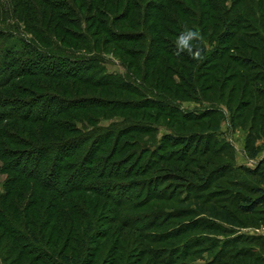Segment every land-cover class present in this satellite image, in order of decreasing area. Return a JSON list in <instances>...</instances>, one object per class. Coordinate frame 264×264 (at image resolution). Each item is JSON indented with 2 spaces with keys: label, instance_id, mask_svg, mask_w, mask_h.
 I'll list each match as a JSON object with an SVG mask.
<instances>
[{
  "label": "trees",
  "instance_id": "16d2710c",
  "mask_svg": "<svg viewBox=\"0 0 264 264\" xmlns=\"http://www.w3.org/2000/svg\"><path fill=\"white\" fill-rule=\"evenodd\" d=\"M235 1L231 0L234 6ZM9 3L13 5L8 15L16 20L0 28V231L8 239L4 251L0 250V264H7L9 255L5 251H17V257L25 256L41 264H70L73 257L65 256L64 261L56 262L49 248L57 249L62 233H71L72 229L81 234L83 244L93 221L90 226L84 224L89 222V207L75 195L85 193L111 201L114 217L121 201L129 209L133 207L131 200L138 197L144 201L175 202L176 208L168 212L162 209V214L147 224L145 215L138 218L143 228H167L162 229L161 236L151 237L146 247L158 263L264 264V235L240 230L257 229L259 223H264V161L250 167L236 164L233 156L227 160L226 149L231 143L218 138L213 110L179 116L195 123L207 118L206 125L192 130L195 135L164 134L154 142L157 146L151 153L166 141L183 147L177 159H186L189 153L209 155L203 163L174 166L172 175L177 174L179 180H174L170 189L166 183L154 180L146 182L149 188L145 194L134 193L135 183L119 182L146 171L140 158L151 141L142 139L154 135L156 125L152 122L156 124L163 116L175 124L173 118L179 112L174 105L166 107L151 94L149 98L143 95L142 89L152 92L160 88L166 100H198L200 91L207 94L212 87L203 83L200 70L213 68L211 60L220 55L221 47L229 46L234 31L241 29L240 23L252 22L255 14L249 11L242 16L235 11L236 15L229 16L230 7L221 0ZM211 10L221 13L220 20H216L219 32L215 40L219 46L206 50L203 40H194L193 45L202 49V60L187 53L176 55L175 41L185 26L199 31L203 39L202 34L206 35L210 27ZM245 18L249 20L244 22ZM230 28L234 31L229 32ZM24 30L30 38L25 37ZM251 33L237 38V42L241 39L242 56L236 61L254 71L240 76L244 88L249 81L259 80L252 90L256 102L252 108L250 102L246 104L260 122L257 130L252 125L247 129L244 139L247 158L254 160L258 154L256 141L264 135V51L260 60L254 59L251 53L256 46L251 41L257 39L264 45V38ZM109 55L115 57L124 72L107 69ZM148 79L149 85L145 84ZM118 92H128L135 98ZM203 97L206 99L203 95L202 103ZM146 108L156 110L150 114L152 122L144 113L140 118L126 114ZM102 119L111 121L100 126ZM232 126L238 125L233 122ZM92 164H100V170L92 169ZM120 164L129 166L122 168ZM115 190L121 199H115ZM212 191L217 192L214 200ZM124 194L128 195L123 197ZM134 230L141 233L140 229Z\"/></svg>",
  "mask_w": 264,
  "mask_h": 264
},
{
  "label": "rangeland",
  "instance_id": "374dc122",
  "mask_svg": "<svg viewBox=\"0 0 264 264\" xmlns=\"http://www.w3.org/2000/svg\"><path fill=\"white\" fill-rule=\"evenodd\" d=\"M221 2L222 4H225L226 7H230L231 13L228 11L229 16L236 15L234 14L235 11L239 12L240 15L245 16L250 11L252 14H255V18L252 22H249L247 24L240 23L241 29H238L237 31H234V29L230 28L229 32L234 31L235 35H233V37H230L231 39L229 40V46H226L225 48L220 46V55H216L211 60V63L214 64L213 68H202L200 70V74L204 79L203 83H209L210 86H212L210 87L207 94H203L206 97V99L203 97V103L201 102V97L203 96L201 94V91V97L197 96L198 100L187 99L177 101L175 99L166 100V98L162 97L161 91L163 90H160V88H157V90H153L152 92H146V90L142 89V91H144L143 95L147 94L148 98L149 94H151L154 99L161 102L166 107H168V104L174 105L179 111L173 118V121H176V123L173 124L172 120L170 121L168 118L161 116L158 118L157 123L153 124V117H150V114L156 112L154 108H146L143 111L126 113L131 115L132 117L135 116L136 118H140V116L144 113L145 118L149 122H152V125H156V131L154 135L150 136L149 138H147V136H144L145 139H142L145 142L151 141V145H149V148L147 145H145V148L147 150L140 158V164H142L144 167H147L146 171L142 170L138 174L127 176L125 179H123V181H119L122 182V184H125L127 181L128 183H135L137 187L132 188L134 193L142 191L145 194V192L149 188L147 183H153L154 180L158 181V184L166 183L165 187L167 189H170L172 187V183L174 184V180H179L177 174L172 175L174 174L173 172H175L173 170L174 166L183 167L188 164L203 163L206 158L209 157L208 154L199 156V154L189 153L186 159H181V157L177 159V156L181 154V152H183V147L181 148L179 145H170V143L166 144V141L161 142L160 147L156 149V152L151 153V151L157 146V144L154 142H156L157 140L159 141V139H161L164 134H167L168 136L177 133H189L195 135L196 132H192V130L196 131L200 127H202V125L207 124V118H201L196 123L192 122L191 120L184 121L183 119L179 118L181 114L187 112L191 114L193 112L201 113L204 111V109L213 110L212 112L214 120L218 122V138L220 140H226L231 143L230 148L226 149L227 160L229 157L233 156V160L236 164H246L250 167H253L255 162L261 159H263L264 161V135H261L260 138L256 141V146L258 147V154L256 156V159H248L244 150V139L247 134V129L250 128L251 125L254 128L256 127L254 130H257L260 127L258 117H254L252 109H247L246 107V104H248V102L251 103L250 108H252L253 103L256 102V96L252 93V90L254 89L255 85L259 83V80L249 81V84H247V86L244 88V85L242 84L243 81L240 76L244 73L250 74L254 71H251L252 69H250L249 67L240 66V63L236 61L239 56H242V51L240 48L241 39L237 42V38H240L246 33H251L252 31H255L253 33H256L258 36L264 38V0H236L234 3L235 6L233 5V3H231V0H221ZM12 5L9 3V0H0V28H4L7 25V22L16 20L14 16L8 15L10 9L12 8ZM211 12L212 17L208 22L210 27L209 29H207L206 35L202 34L203 39H200L203 40L202 43H204L206 50L219 46V43L215 40L219 32V28H217L216 25V20H220L218 19V16L221 15V13L214 10H211ZM248 20L249 19L245 18L244 22ZM194 24L195 21L191 25ZM19 28L20 30H22L23 28L20 23ZM23 32L26 35L25 37H31L30 33H25V30ZM148 32L150 33L149 30ZM253 33H251L250 35H253ZM213 40L215 41L212 42ZM209 42L212 43L209 44ZM251 42L254 44V46H256L254 52L252 51L251 56L256 60H260L264 51V45L257 39H254ZM247 54L249 55L250 53ZM109 59L110 60L106 64L109 71H123V68L118 64L114 56L109 55ZM187 72L188 71H186V73ZM197 76V79H199L198 71ZM214 76L217 78L213 79L212 77ZM150 83L151 79H148L145 82V84L147 85H149ZM196 84L199 86L198 81H196ZM118 93H120V96L130 97L133 99L135 98L134 95H131L128 92ZM165 93L169 94L168 91ZM170 98L171 97H169V99ZM123 113L124 112H119V114ZM233 114L238 117L233 119L235 117L233 116ZM115 119L117 118H113V120ZM110 121L111 120L108 119H102L98 125L107 126ZM233 122L238 126L233 127ZM242 126H245V128H242ZM206 131L209 132L208 130ZM202 137L207 139L205 135H203ZM213 143L214 142H212L211 144ZM177 149L179 150L176 151ZM160 155H163V158H160ZM134 158L135 156L132 158V160H134ZM225 158L226 157L223 156L222 160H225ZM113 159H117V157H113ZM218 162L222 161L219 160ZM99 166L100 164H92L91 168L100 170ZM120 166L122 168H127L129 164H120ZM169 172L171 174H168ZM182 172L183 171L180 170L179 174H181ZM183 174L187 176L186 173ZM170 179H172V181ZM88 180L89 178L87 179V181ZM218 182L221 183L222 186L225 185L223 184L224 181ZM219 183H216V185L218 186ZM102 187L106 188L105 185H103ZM120 188L123 187L120 185ZM109 191L110 190H108V192ZM133 191L130 190L129 192ZM113 193L115 195L117 193L115 199H121V197H119L120 192L118 193V190H115ZM128 194H124L123 197L127 196ZM216 194V191L211 192L212 200L216 198ZM75 196L76 199L80 198L77 200L87 202V206L89 207L88 209L91 215L86 218L87 220H89V222H85L84 224L89 225L91 221H93V226L88 227L89 231L85 236L86 239L83 240V244L81 243V234H77V230L72 229L71 233H62L61 240L59 243H57V249L54 250V248L52 247L49 248L55 256L54 260L56 262L64 261V257L70 255L71 257H73L71 258L72 261L70 262V264H161L153 259L152 254L148 250H146V247L148 243L151 244V242H149V240H152L151 237L161 236L162 232H164L162 231V229L167 228L160 227L157 230H155V228H143V226L138 225V222H140V224L143 222L138 218L145 215L147 218L144 220V223L147 224L151 222V220L155 218L156 215L160 213L162 214L163 211L167 210L168 212L169 209L172 210L173 208H176L177 205L175 202L163 199L144 201L141 197H138L137 199L135 198L131 200V204H133V207L129 209V205L124 204L121 201L120 203L122 204V206H117L115 211L116 217H114V212L111 210L112 202L107 201V198L97 195L94 196L89 193L81 194L80 196L76 194ZM152 212L156 214H151ZM257 216H259V214H257ZM133 219H138L137 223H135V225H130ZM75 220H78V218ZM125 222H127L128 225H126ZM259 225L260 226H258L257 229L253 227H247L241 228L240 230L244 232L247 231L249 233L264 235V223H259ZM133 228L140 229L141 233L140 231L134 230ZM92 229H94V232H91ZM90 233L92 236L91 238ZM66 235L67 237L65 238ZM144 236H146L147 238ZM88 238H90V240H88ZM7 242L8 239L0 231V250L4 251V245ZM61 248L62 250L59 254L58 250ZM5 252L9 255L7 264H41L38 261L32 262L28 257L25 258V256L17 257V251ZM15 257H17V260L12 261ZM197 262L201 263L202 261Z\"/></svg>",
  "mask_w": 264,
  "mask_h": 264
},
{
  "label": "clouds",
  "instance_id": "9594fccd",
  "mask_svg": "<svg viewBox=\"0 0 264 264\" xmlns=\"http://www.w3.org/2000/svg\"><path fill=\"white\" fill-rule=\"evenodd\" d=\"M201 39V35L198 31L193 30L185 26L184 30L179 34L175 41L176 45V55H180L181 53H187L193 59L199 61L204 57L202 55V49L193 45V41H199Z\"/></svg>",
  "mask_w": 264,
  "mask_h": 264
}]
</instances>
